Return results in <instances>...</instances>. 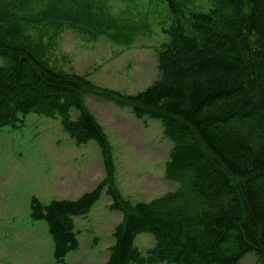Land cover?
<instances>
[{
    "label": "trees",
    "instance_id": "obj_1",
    "mask_svg": "<svg viewBox=\"0 0 264 264\" xmlns=\"http://www.w3.org/2000/svg\"><path fill=\"white\" fill-rule=\"evenodd\" d=\"M164 1L173 22L156 48L158 77L125 94L50 66L47 44L23 25L67 27L129 46L150 33L147 23L118 17L100 0H0V129L30 113L58 117L76 144L98 146L104 168V178L74 200L30 199V217L46 223L57 263L78 248L73 219L104 191L123 215L104 264H241L247 253L264 264V0H212L207 12H189L187 26L181 0ZM85 94L160 122L171 143L164 176L174 190L135 204L120 196L112 146ZM142 233L154 241L145 250L134 244Z\"/></svg>",
    "mask_w": 264,
    "mask_h": 264
},
{
    "label": "rangeland",
    "instance_id": "obj_2",
    "mask_svg": "<svg viewBox=\"0 0 264 264\" xmlns=\"http://www.w3.org/2000/svg\"><path fill=\"white\" fill-rule=\"evenodd\" d=\"M100 4L118 17L147 23L150 33L137 36L128 46L105 36L92 39L67 27L29 23L23 25V32L47 44L50 66L102 88L136 94L158 77L156 48L167 41L163 30L171 26L173 17L164 0H100ZM181 4L185 26L189 12L214 7L212 0H181ZM84 101L112 146L114 185L125 201L148 202L176 188L164 176L171 143L159 121L138 120L128 106L120 108L98 95L85 94ZM71 117H77L76 110H71ZM104 175L98 146L93 141L76 144L58 117L30 113L21 125L2 127L0 264H104L114 243V228L123 217L110 208L111 198L104 191L87 215L73 219L79 245L63 263L52 256L46 223L30 217L32 196L42 203L74 200L92 190ZM153 242L151 234L142 233L134 244L145 250ZM240 263L259 264L254 253L245 254Z\"/></svg>",
    "mask_w": 264,
    "mask_h": 264
}]
</instances>
